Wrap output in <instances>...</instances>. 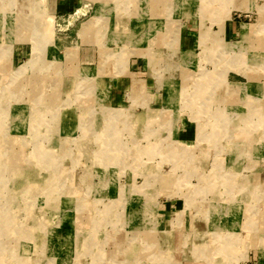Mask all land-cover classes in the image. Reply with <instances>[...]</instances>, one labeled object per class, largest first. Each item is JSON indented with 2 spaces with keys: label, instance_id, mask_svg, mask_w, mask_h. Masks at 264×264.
Segmentation results:
<instances>
[{
  "label": "rangeland",
  "instance_id": "374dc122",
  "mask_svg": "<svg viewBox=\"0 0 264 264\" xmlns=\"http://www.w3.org/2000/svg\"><path fill=\"white\" fill-rule=\"evenodd\" d=\"M47 1L0 0V264H264V0Z\"/></svg>",
  "mask_w": 264,
  "mask_h": 264
},
{
  "label": "crops",
  "instance_id": "0c3cea01",
  "mask_svg": "<svg viewBox=\"0 0 264 264\" xmlns=\"http://www.w3.org/2000/svg\"><path fill=\"white\" fill-rule=\"evenodd\" d=\"M81 1L82 0H48L47 3H48V7L50 9V11H48V13L49 14H52V15H64L66 12H71L74 8L78 7V5H81V3H80ZM99 53L100 52H99V49H98V57H99ZM81 54H82L81 56L84 59H90L92 57V54L93 53L91 52V50L90 51L84 50V52L82 51ZM143 59L145 61V64H147L146 59L145 58H143ZM144 67H146V65H144ZM128 78H130V80H131V81L129 80L130 81V85L127 88L125 86H123L124 93L129 89V87L132 85V83L134 81L135 82L133 84H136V82H138V80L134 79L133 76H129ZM118 90H119V85H118V87H112L111 91H107V92L109 94L111 93V94H114L116 96H119V98H121L122 92H121V90L118 92ZM117 92L119 94H117ZM152 94H154V93L152 92ZM154 97H156V95ZM192 128H193V125H191V124L190 125H187V129H184L183 131H181L182 133L180 132V135L182 137H184V138H192V136H193V134H192L193 129ZM185 131L188 132V135L187 136H185L186 135V132Z\"/></svg>",
  "mask_w": 264,
  "mask_h": 264
},
{
  "label": "bare ground",
  "instance_id": "6f19581e",
  "mask_svg": "<svg viewBox=\"0 0 264 264\" xmlns=\"http://www.w3.org/2000/svg\"><path fill=\"white\" fill-rule=\"evenodd\" d=\"M2 216V215H1ZM2 219V218H1ZM3 221V220H2Z\"/></svg>",
  "mask_w": 264,
  "mask_h": 264
}]
</instances>
